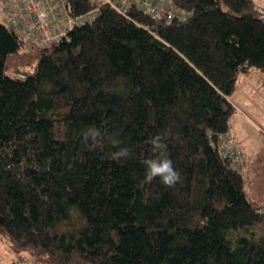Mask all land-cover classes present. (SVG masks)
Here are the masks:
<instances>
[{"label": "trees", "instance_id": "trees-1", "mask_svg": "<svg viewBox=\"0 0 264 264\" xmlns=\"http://www.w3.org/2000/svg\"><path fill=\"white\" fill-rule=\"evenodd\" d=\"M149 1L166 14L68 0L98 12L20 77L9 59L38 47L0 21V236L38 264H264V202L230 130L239 77L264 74V15L254 0ZM154 136L174 187L143 182Z\"/></svg>", "mask_w": 264, "mask_h": 264}, {"label": "rangeland", "instance_id": "rangeland-1", "mask_svg": "<svg viewBox=\"0 0 264 264\" xmlns=\"http://www.w3.org/2000/svg\"><path fill=\"white\" fill-rule=\"evenodd\" d=\"M254 1L261 11H264V0ZM65 20L68 22V19ZM62 25L67 26L64 21ZM43 49L48 48H37L36 50L23 48L19 55H14L9 59L7 73L11 76H23V71L34 68ZM251 83L264 90V74L258 70H253L250 74L239 77L236 93L233 98L231 96L237 110L230 118V128L239 148L248 154L249 161L245 162L249 170L246 190L251 198L264 202V96L247 90ZM244 93L245 95L249 94V97L256 96V102L248 103L243 98ZM0 264L38 263L30 252L15 251L10 242L5 237L0 236Z\"/></svg>", "mask_w": 264, "mask_h": 264}, {"label": "built area", "instance_id": "built-area-1", "mask_svg": "<svg viewBox=\"0 0 264 264\" xmlns=\"http://www.w3.org/2000/svg\"><path fill=\"white\" fill-rule=\"evenodd\" d=\"M95 1L98 5L109 3L123 11L128 2H136L145 9L163 14L160 7L149 0ZM167 11L171 16L172 8L170 10L168 6ZM97 12V9H93L88 13L95 17ZM0 13L3 15L2 21L17 29L31 48H48L78 20L71 14L68 0H0ZM63 21L66 27L62 25Z\"/></svg>", "mask_w": 264, "mask_h": 264}, {"label": "clouds", "instance_id": "clouds-1", "mask_svg": "<svg viewBox=\"0 0 264 264\" xmlns=\"http://www.w3.org/2000/svg\"><path fill=\"white\" fill-rule=\"evenodd\" d=\"M100 135L98 129L90 127L83 134V142L88 145L94 142ZM147 143L151 146V151L157 153L155 158L146 159L142 161L144 166V183H150L155 179L166 187H174L181 179L180 173L175 170L172 161L167 157V145L163 142L161 136L150 137ZM129 156L127 148H121L118 152L113 154V159L120 161L122 158Z\"/></svg>", "mask_w": 264, "mask_h": 264}, {"label": "crops", "instance_id": "crops-1", "mask_svg": "<svg viewBox=\"0 0 264 264\" xmlns=\"http://www.w3.org/2000/svg\"><path fill=\"white\" fill-rule=\"evenodd\" d=\"M262 13H263V15H264V11H263V10H262ZM247 90H251V92L254 93V94H261L262 96H264V90H261L260 87H259L258 85H255V84H253V83H251L250 87H249ZM235 93H236V91L233 93L232 98L234 97ZM246 95H248V96H246ZM246 95H245V93H244V94H243V98H245V99L247 100L248 103L253 104V103L256 102V98H257L256 96L249 97V96H250L249 94H246ZM232 102H233V99H232ZM234 103H235V102H234ZM236 103H237V102H236ZM237 106H239V104H237ZM230 130L232 131L231 128H230ZM232 134L234 135L233 131H232ZM235 141H236V140H235ZM236 143H237V142H236ZM240 150H242V149H240ZM242 152H243V153H242ZM241 153H242L243 159H245L246 162L249 161V159H248V157H247L248 154H246L244 151H241Z\"/></svg>", "mask_w": 264, "mask_h": 264}, {"label": "bare ground", "instance_id": "bare-ground-1", "mask_svg": "<svg viewBox=\"0 0 264 264\" xmlns=\"http://www.w3.org/2000/svg\"><path fill=\"white\" fill-rule=\"evenodd\" d=\"M148 12L154 16H160L161 15L158 12H154V11H150V10H148ZM162 15L164 16V14H162ZM73 16H74V19L78 18V20H77V22L76 21L74 22L73 27L70 30H72L75 26H77L79 24H82V23H85L86 21L94 19V17H92L88 12L80 14V15H73ZM2 20H3V15L0 13V21H2ZM69 31H67L65 34L61 35L54 43H57L60 39H62L63 37H66L68 35Z\"/></svg>", "mask_w": 264, "mask_h": 264}]
</instances>
